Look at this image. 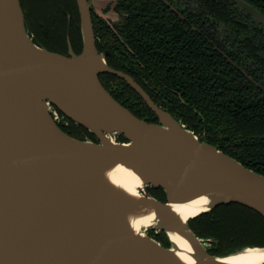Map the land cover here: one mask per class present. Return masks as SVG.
<instances>
[{
  "label": "water",
  "instance_id": "95a60500",
  "mask_svg": "<svg viewBox=\"0 0 264 264\" xmlns=\"http://www.w3.org/2000/svg\"><path fill=\"white\" fill-rule=\"evenodd\" d=\"M75 1L81 51H73L67 36V53H61L33 38L20 0H0V264H232L222 257L264 248L208 253L215 240L198 237L190 219L229 203L264 217V175L199 140L129 75L111 68L108 52L96 46L90 1ZM99 73L125 79L159 121L119 103ZM56 110L98 141L64 132L52 116ZM114 160L142 179L138 192L148 199L154 220L141 232L124 222L118 197L98 175ZM150 187L161 188L165 199L154 197ZM197 194L206 196V208L176 218L170 204ZM147 228L163 231L168 244ZM172 231L192 246L193 263L173 258Z\"/></svg>",
  "mask_w": 264,
  "mask_h": 264
},
{
  "label": "trees",
  "instance_id": "16d2710c",
  "mask_svg": "<svg viewBox=\"0 0 264 264\" xmlns=\"http://www.w3.org/2000/svg\"><path fill=\"white\" fill-rule=\"evenodd\" d=\"M20 4L38 43L67 53L68 36L73 51H81L75 0H20ZM113 10L117 18L110 22L91 6L96 46L99 52H108L106 63L115 67L114 60L132 64L131 59L157 84V79H163L181 87L189 113L206 132L205 140L264 175V86L249 81L243 84L238 79H243L242 72L226 60L223 52L199 49L201 37L191 33V26L180 19L171 0H114ZM250 54L264 65V51L252 50ZM60 128L82 139L77 130ZM78 128L95 138L83 126ZM118 139L126 140L123 135ZM148 190L157 199H165L161 188ZM189 226L198 237L215 240L206 248L213 255L246 245L264 246V217L239 203L217 205L190 219ZM149 233L162 245L168 244L163 231L153 234L149 229Z\"/></svg>",
  "mask_w": 264,
  "mask_h": 264
},
{
  "label": "flooded vegetation",
  "instance_id": "af4514ba",
  "mask_svg": "<svg viewBox=\"0 0 264 264\" xmlns=\"http://www.w3.org/2000/svg\"><path fill=\"white\" fill-rule=\"evenodd\" d=\"M179 12L180 19H185L193 32L201 37L198 48L201 50L221 51L232 65L243 74V84L247 81L264 86V65L253 58L250 51H264V22L249 8L264 18V0H171ZM114 5V3H113ZM111 12L117 13L113 10ZM186 31L189 30L186 28ZM227 60V61H228ZM130 63L114 60L113 69L129 75L160 109L170 113L179 123L191 130L199 140H205L206 132L189 113L188 103L182 99L179 86H172L166 80L157 79L159 84L150 79L146 71H140L130 59ZM117 66L119 68H117ZM181 69V66L178 70ZM150 71V70H149ZM100 82L105 89L122 105L145 117L149 122H158L156 112L147 104L140 93L127 81L110 73H99ZM185 103L184 107L183 104ZM195 111V109H194ZM56 124L67 132L77 130L82 139L97 138L72 123L70 119L57 111ZM74 127H76L74 129ZM209 143V142H208ZM213 145V144H212ZM259 173V172H258ZM149 233V231H147ZM155 232L153 231V234ZM158 231L155 234H159ZM209 248V246H207Z\"/></svg>",
  "mask_w": 264,
  "mask_h": 264
},
{
  "label": "bare ground",
  "instance_id": "6f19581e",
  "mask_svg": "<svg viewBox=\"0 0 264 264\" xmlns=\"http://www.w3.org/2000/svg\"><path fill=\"white\" fill-rule=\"evenodd\" d=\"M118 197L117 204L124 222L134 231L139 232L142 226L153 223L154 214L138 188L142 185V179L128 167L114 160L101 168L98 172ZM207 198L197 194L183 203L170 204L172 212L181 221L194 216L206 208ZM141 232V231H140ZM170 240L177 245L172 249L173 258L193 263L191 257L192 247L190 243L178 232L168 234ZM223 261L232 264H262L264 262V248H244L235 253L222 257Z\"/></svg>",
  "mask_w": 264,
  "mask_h": 264
},
{
  "label": "rangeland",
  "instance_id": "374dc122",
  "mask_svg": "<svg viewBox=\"0 0 264 264\" xmlns=\"http://www.w3.org/2000/svg\"><path fill=\"white\" fill-rule=\"evenodd\" d=\"M89 1H90V4H91L93 10L96 13H98L99 15H101L104 19L111 22L117 18L116 14L111 12L114 0H89ZM152 224L153 223H151V224L148 223V224L142 226V229L140 231H142L146 227H149ZM149 229L150 228H147L146 230L149 231ZM159 231H161V230H159ZM149 235H150V233H149Z\"/></svg>",
  "mask_w": 264,
  "mask_h": 264
},
{
  "label": "built area",
  "instance_id": "2783aa9c",
  "mask_svg": "<svg viewBox=\"0 0 264 264\" xmlns=\"http://www.w3.org/2000/svg\"><path fill=\"white\" fill-rule=\"evenodd\" d=\"M57 114H58V112H57V110H56V112L54 113V114H52V116H53V118L55 117H57Z\"/></svg>",
  "mask_w": 264,
  "mask_h": 264
}]
</instances>
